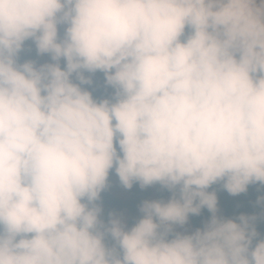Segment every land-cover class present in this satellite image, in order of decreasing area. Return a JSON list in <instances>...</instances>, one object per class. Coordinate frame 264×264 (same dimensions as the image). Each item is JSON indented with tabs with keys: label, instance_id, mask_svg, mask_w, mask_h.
<instances>
[{
	"label": "clouds",
	"instance_id": "9594fccd",
	"mask_svg": "<svg viewBox=\"0 0 264 264\" xmlns=\"http://www.w3.org/2000/svg\"><path fill=\"white\" fill-rule=\"evenodd\" d=\"M111 174L169 195L130 223ZM249 185L264 0H0V264H264V192L225 216L214 187Z\"/></svg>",
	"mask_w": 264,
	"mask_h": 264
},
{
	"label": "trees",
	"instance_id": "16d2710c",
	"mask_svg": "<svg viewBox=\"0 0 264 264\" xmlns=\"http://www.w3.org/2000/svg\"><path fill=\"white\" fill-rule=\"evenodd\" d=\"M103 81V76L100 73L96 75V84H95V94L103 95L106 94L104 85L97 84V81ZM113 174L110 175V177ZM109 177V178H110ZM217 187L218 194V205L219 211H222V214L225 216H236L240 212H252L257 210L254 202L256 197L264 192V188H261L258 185H249L248 190L245 193H240L238 195H229L223 189ZM157 195L159 197L167 198L169 193L166 190H161L159 185H154ZM153 186H150L145 189H141L137 184H134L129 190L128 197H120L109 190H104L101 193V202L103 203L105 213L108 211H119L122 209L129 210V219L131 223L132 220L139 214L138 205L141 200L147 199L152 193ZM209 213L207 209L202 210L199 216H191L190 220L193 227L201 226V221L208 217ZM258 228L260 231L264 232V221L258 223Z\"/></svg>",
	"mask_w": 264,
	"mask_h": 264
},
{
	"label": "rangeland",
	"instance_id": "374dc122",
	"mask_svg": "<svg viewBox=\"0 0 264 264\" xmlns=\"http://www.w3.org/2000/svg\"><path fill=\"white\" fill-rule=\"evenodd\" d=\"M97 84H103V81H97ZM109 181H110V185L109 187L106 189V190H109L111 192H113L114 194L120 196V197H128L129 196V190L128 189H125L123 188L120 183H119V180L118 178L115 176V174H113L110 178H109ZM151 198H159V196L157 195V192H156V189L154 188L153 186V189H152V193L150 194V196L147 198V199H151ZM103 204V203H102ZM104 207V206H103ZM119 213H123V215L125 216V218L128 220L129 219V210L127 209H122V210H119L117 211ZM222 214V211L220 212ZM202 223V221H201ZM189 224L191 227H193L192 223H191V220L189 221ZM194 228V227H193Z\"/></svg>",
	"mask_w": 264,
	"mask_h": 264
}]
</instances>
